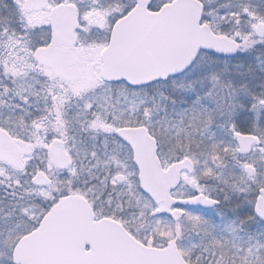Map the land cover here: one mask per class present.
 Masks as SVG:
<instances>
[{
	"label": "snow or ice",
	"instance_id": "1",
	"mask_svg": "<svg viewBox=\"0 0 264 264\" xmlns=\"http://www.w3.org/2000/svg\"><path fill=\"white\" fill-rule=\"evenodd\" d=\"M0 264H264V0H0Z\"/></svg>",
	"mask_w": 264,
	"mask_h": 264
}]
</instances>
